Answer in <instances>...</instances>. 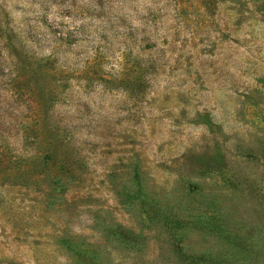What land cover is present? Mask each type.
I'll return each mask as SVG.
<instances>
[{
    "label": "rangeland",
    "instance_id": "374dc122",
    "mask_svg": "<svg viewBox=\"0 0 264 264\" xmlns=\"http://www.w3.org/2000/svg\"><path fill=\"white\" fill-rule=\"evenodd\" d=\"M0 264H264V0H0Z\"/></svg>",
    "mask_w": 264,
    "mask_h": 264
},
{
    "label": "trees",
    "instance_id": "16d2710c",
    "mask_svg": "<svg viewBox=\"0 0 264 264\" xmlns=\"http://www.w3.org/2000/svg\"><path fill=\"white\" fill-rule=\"evenodd\" d=\"M64 166H65V164H63V168H64ZM61 178V177H60ZM60 182V181H59ZM120 228H121V230H122V233H124V234H128L125 230V228H123V227H121L120 226ZM119 225L116 227V230L117 231H120L119 229ZM120 233V232H119ZM130 239L131 240H133V237L131 236V234H130ZM76 247H78L77 245H76ZM76 252L78 253V254H81V253H84V254H86V255H88L89 257H90V259L92 260V261H94L93 263H95L97 260H96V258H97V256H96V253L94 252V250H92V249H90V247H85V248H78L77 250H76ZM91 253H93V254H91Z\"/></svg>",
    "mask_w": 264,
    "mask_h": 264
}]
</instances>
